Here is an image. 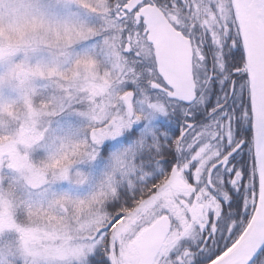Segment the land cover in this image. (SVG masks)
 <instances>
[{
    "label": "snow or ice",
    "instance_id": "snow-or-ice-1",
    "mask_svg": "<svg viewBox=\"0 0 264 264\" xmlns=\"http://www.w3.org/2000/svg\"><path fill=\"white\" fill-rule=\"evenodd\" d=\"M0 264H264V0H0Z\"/></svg>",
    "mask_w": 264,
    "mask_h": 264
}]
</instances>
